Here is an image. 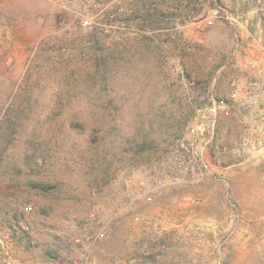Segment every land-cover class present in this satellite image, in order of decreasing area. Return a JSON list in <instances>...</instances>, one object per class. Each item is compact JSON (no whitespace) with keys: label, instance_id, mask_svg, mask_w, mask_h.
<instances>
[{"label":"rangeland","instance_id":"obj_1","mask_svg":"<svg viewBox=\"0 0 264 264\" xmlns=\"http://www.w3.org/2000/svg\"><path fill=\"white\" fill-rule=\"evenodd\" d=\"M0 264H264V0H0Z\"/></svg>","mask_w":264,"mask_h":264},{"label":"built area","instance_id":"obj_2","mask_svg":"<svg viewBox=\"0 0 264 264\" xmlns=\"http://www.w3.org/2000/svg\"><path fill=\"white\" fill-rule=\"evenodd\" d=\"M214 16H215V17H216V16H219V10H217V9L214 10V15H212V18H213ZM209 23H210V24L213 23V19H210V20H209ZM231 95H232V97H236V95H237V91L234 90L233 93H232ZM228 106H229L228 101H227L226 99H224V98H221V99H218V100L215 101L214 109H218V108H222V107L227 108Z\"/></svg>","mask_w":264,"mask_h":264}]
</instances>
